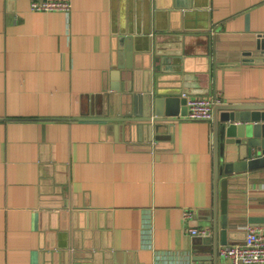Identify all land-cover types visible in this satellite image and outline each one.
Returning a JSON list of instances; mask_svg holds the SVG:
<instances>
[{
    "label": "crops",
    "instance_id": "0c3cea01",
    "mask_svg": "<svg viewBox=\"0 0 264 264\" xmlns=\"http://www.w3.org/2000/svg\"><path fill=\"white\" fill-rule=\"evenodd\" d=\"M31 1L0 0V264H232L222 247L247 226L264 233V177L230 182L222 245L212 225L226 177L216 182V161L235 162L226 140L215 143L214 118L147 123L133 103L116 106L114 45L194 39L180 49L190 67L173 70L210 82L198 97L264 104V0H56L69 14ZM191 228L210 229L212 244Z\"/></svg>",
    "mask_w": 264,
    "mask_h": 264
},
{
    "label": "water",
    "instance_id": "95a60500",
    "mask_svg": "<svg viewBox=\"0 0 264 264\" xmlns=\"http://www.w3.org/2000/svg\"><path fill=\"white\" fill-rule=\"evenodd\" d=\"M144 41L146 42L144 48L138 51L134 47L132 36L121 34L116 39L114 69L118 74H112V77L115 78L118 85H111V90L124 93L127 96L116 95L114 103L116 106L122 104L125 107H130V104L133 103L135 109L140 107L144 122L147 123L153 115L160 121L180 115L186 116L189 97L210 94V82L206 90H200L199 78L194 76L193 72L180 73L173 70L177 60L181 69L185 70L190 67L183 58V52H180V49L195 40L176 39L169 36L164 38L158 35L154 38H144ZM180 42H182L181 46ZM258 48L264 51V45L260 44ZM136 52H140L137 60L134 57ZM137 67L142 72H137L135 70ZM213 118L215 143L218 144V134L223 135L228 146V156L235 161L228 162L222 169L219 167L218 160L216 161V182L223 176L226 177L220 182V201H216L214 206L212 226L217 234L219 223L221 244L226 245L228 243V211L231 198L230 182L237 186L238 183L245 184L246 180L264 177V171L258 172L264 170V104L218 103L214 106ZM218 124L219 126L216 127ZM125 127L130 132L136 130L138 135L142 134L143 130L147 131L150 137L154 133L158 135L160 130L159 124L153 126L152 123L151 125L139 124L136 129L129 124ZM242 173L246 174L240 179L232 180L234 176L231 175ZM235 192L237 193L238 190ZM210 238L206 237L198 244L208 246ZM212 242L211 240L210 244Z\"/></svg>",
    "mask_w": 264,
    "mask_h": 264
},
{
    "label": "built area",
    "instance_id": "2783aa9c",
    "mask_svg": "<svg viewBox=\"0 0 264 264\" xmlns=\"http://www.w3.org/2000/svg\"><path fill=\"white\" fill-rule=\"evenodd\" d=\"M33 12H63L69 14L71 3L56 0H34L30 3ZM220 101L216 98L193 97L187 100L188 113L185 116L189 120L210 121L213 119V110ZM190 213H185L184 218H189ZM193 237L206 238L211 236L208 228H191L188 230ZM245 240L242 244L224 246L220 255L228 259L232 264H264V233L253 226L246 227ZM210 264V263H192Z\"/></svg>",
    "mask_w": 264,
    "mask_h": 264
}]
</instances>
